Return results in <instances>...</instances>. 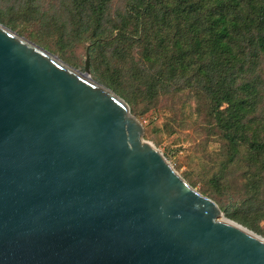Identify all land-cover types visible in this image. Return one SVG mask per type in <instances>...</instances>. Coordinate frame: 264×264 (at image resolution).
Instances as JSON below:
<instances>
[{"label":"water","instance_id":"95a60500","mask_svg":"<svg viewBox=\"0 0 264 264\" xmlns=\"http://www.w3.org/2000/svg\"><path fill=\"white\" fill-rule=\"evenodd\" d=\"M89 73L0 23V264H264Z\"/></svg>","mask_w":264,"mask_h":264},{"label":"trees","instance_id":"16d2710c","mask_svg":"<svg viewBox=\"0 0 264 264\" xmlns=\"http://www.w3.org/2000/svg\"><path fill=\"white\" fill-rule=\"evenodd\" d=\"M79 1L64 12L73 27L58 34L61 43L90 42L91 56L116 39L108 56L109 73L102 77L128 104H133L136 90L155 103L162 94L175 96L193 88L206 93L218 116L227 110L235 115L233 121L218 119L226 134L246 112L256 114L257 122L264 125V0H129L125 13L115 16L105 0H85L84 9L78 7ZM73 22H78L80 32ZM51 23H56L52 16L44 17L42 34L54 33ZM30 36L46 49L64 52L62 44L52 49L36 33ZM230 138L239 139L235 134ZM250 149L264 153V137L250 141ZM258 212L264 219V209Z\"/></svg>","mask_w":264,"mask_h":264},{"label":"rangeland","instance_id":"374dc122","mask_svg":"<svg viewBox=\"0 0 264 264\" xmlns=\"http://www.w3.org/2000/svg\"><path fill=\"white\" fill-rule=\"evenodd\" d=\"M98 1L103 0H92L94 3ZM128 1L105 0V3L110 15L115 16L125 13L123 7ZM84 5L85 0L79 1V8H86ZM71 8H74V0H0V23L41 46L30 36L36 33L52 49H59L63 44L58 34L73 27L64 15ZM50 16L56 21L51 23L54 35L42 34L44 17L49 19ZM75 28L80 32L78 24ZM88 31L83 32V35L87 36ZM126 33L129 34L128 29ZM120 41L119 38L118 43ZM115 44L116 39H113L92 53L95 59L90 56L89 76L105 87L102 75L109 73L106 72L108 56ZM87 46L90 47V42L75 45L66 42L63 53L41 47L68 65L84 71ZM132 50L135 53L136 48ZM115 60L122 63L121 60ZM133 99V104L123 100L128 104L129 114L141 126V139L161 153L190 186L216 203L219 215L214 218H228L264 237V219L258 212L264 209V153L250 149V141L264 137V125L257 122L256 114L244 113L238 126L226 134L220 128L218 119L233 121L235 115L227 110L224 115L218 116L212 111L206 93L200 90L187 88L175 96L168 92L162 94L155 103L143 99L136 90ZM225 106L223 104L219 108L223 110ZM234 134L239 138L235 142L230 138ZM241 222L258 226L260 231Z\"/></svg>","mask_w":264,"mask_h":264},{"label":"bare ground","instance_id":"6f19581e","mask_svg":"<svg viewBox=\"0 0 264 264\" xmlns=\"http://www.w3.org/2000/svg\"><path fill=\"white\" fill-rule=\"evenodd\" d=\"M224 217V216H223ZM219 220H222V221H225V222H228V223H233L232 221H230L228 218H221V219H219ZM238 224V223H237ZM252 235H253V233H252Z\"/></svg>","mask_w":264,"mask_h":264}]
</instances>
